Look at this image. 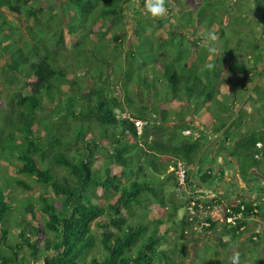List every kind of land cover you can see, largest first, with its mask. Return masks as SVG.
<instances>
[{
  "label": "trees",
  "instance_id": "obj_1",
  "mask_svg": "<svg viewBox=\"0 0 264 264\" xmlns=\"http://www.w3.org/2000/svg\"><path fill=\"white\" fill-rule=\"evenodd\" d=\"M130 1L62 0L42 21L41 0H0L5 72L0 78V264H31L40 258L42 264H229V259L218 258L219 249L228 257L239 253L238 264H264V231H249L252 219L264 220V198L232 200L225 205L224 220L218 221L210 212L223 205L225 195L212 188L224 173L213 177L200 168L213 148L215 155L223 152L234 159L242 173L251 170L264 177V150L256 157V145L264 148V128L238 130L243 108L255 112L259 107L260 97L256 100L252 94L261 89L255 86L235 115L243 100L235 88L242 84L222 80L224 54L205 45L194 57L189 40L173 31L176 22L197 33L209 23L206 33L223 37L221 26L237 18L232 7L250 5L242 15L257 27L262 24L251 50L261 54L264 0H225L223 6H218L223 0H166L163 17L135 20L138 45L123 65L113 57L123 46L119 33L127 23L124 6ZM139 1L144 8L146 0ZM74 20L83 22L79 27ZM89 22L112 25L110 51L93 50L90 44L95 41L85 26ZM63 27L75 39L77 63L68 64L61 50ZM163 27L168 39L154 46L151 36ZM50 30L55 36L47 35ZM101 34L94 33L96 38ZM169 47L174 57L159 59ZM154 60H159L160 69ZM133 61L141 62L138 71L128 68ZM148 62L153 69L149 78ZM76 64V71L86 73L89 88L70 79ZM123 69V77L115 76ZM109 78H123L118 91L125 90L124 100ZM132 80L151 104L129 94ZM125 110L129 114L123 117ZM130 118L142 122L140 130ZM230 121L199 161L192 178L200 185L192 183L189 175L200 150ZM232 136L231 145L224 146ZM149 160L154 165H148ZM179 163L185 169L183 188L176 175ZM35 186V202H13L16 189L30 191ZM49 192L58 206L46 195ZM215 229L216 243L204 242L201 251L191 247L200 240L196 233Z\"/></svg>",
  "mask_w": 264,
  "mask_h": 264
},
{
  "label": "rangeland",
  "instance_id": "obj_2",
  "mask_svg": "<svg viewBox=\"0 0 264 264\" xmlns=\"http://www.w3.org/2000/svg\"><path fill=\"white\" fill-rule=\"evenodd\" d=\"M61 1L62 0H41L40 4L43 7L44 12H41L40 14H38V18L40 19L44 15L41 18V20L43 21L44 17H47V14L49 15L51 13L50 8H54V10L57 11L58 10L57 5L60 4ZM224 3H225V0H223L221 2V4H218V6H223ZM34 5L37 8V5H39V4H34ZM249 6L250 5H247V7L242 6L241 8H238V9L235 6L232 7V11H230V12H232L233 15H236L237 18L236 19L234 17L229 18L230 21L229 22L225 21V24L226 23L227 24L221 26V28L224 29L223 37L219 34L214 35L213 32L206 33L207 30L209 31V29H208L209 23L204 24V25H206L205 31H201V32L199 31L197 33L195 31V29H193V28L183 30L182 28L177 27V22H176L173 31H175V33L181 35L182 37H186L189 40V44L192 47V49L194 50V57L196 56V52L199 51V49L205 45L206 46L210 45V47L214 48V50L216 49L217 52L220 51L224 54V57L226 59L224 61L222 60V63L226 64V65L223 68V71L221 74L222 80H224V81L226 80L228 82V84H233L234 86H236V84H238V85L242 84L241 86H239V87L237 86L235 88V90H238L237 91L238 92V98L239 99L243 98V100L237 106L236 111L238 110V108H240V107L242 108L241 105L244 103V100L246 99L248 94L252 92V90L255 88V86H257L258 89H261V91L258 90L260 93H253L252 94V96L254 95L256 100H258V98L260 97V101H258V102H260L259 107H257L255 109V112H254V110L248 109V107H246V109L243 108L244 111L242 110L240 118L243 121L244 125L247 124V127L250 126V127L255 128L257 125V128H259V127L264 128V52L262 51L261 54H256L255 52L251 51L253 43L255 42V39L259 38L260 34H262V30L260 31V27L262 26V24H261V26L259 25L257 27L256 23L253 19L246 18V15H242V13H244V12L246 13L248 11ZM124 10H125L124 16L127 18V20L125 19V17H124V19L127 21V23H125L123 26H121L122 30L119 33V34H121V37H122V39L120 40V43L123 46H122V49L120 51L116 52V54L113 57L114 59L112 58L114 61H118L119 64L123 63L124 61L126 62L125 58L128 57L127 55L129 54L131 49H133L134 46L138 45L137 41H136L134 29L132 28V25H134L135 20H137L141 17H144V18L147 17L145 15V9L140 6L139 0H131L129 2V4L124 6ZM63 17H66V20H68L67 15H63ZM80 20H81V18H80ZM248 20H251V21L248 22ZM74 21L77 23V25L79 27H80L79 24H81L83 22V21H79V20H74ZM22 22H23V20H22ZM67 23H68V21H67ZM146 24L150 25V24H152V22L147 21ZM85 26L87 29H89L92 32V33H90L89 36L91 38H93V40L95 41V44H96V45L90 44L93 46V50L98 52V53L106 52V50L110 51V42H111V35L110 34H111V32H115L112 25H110L109 23L106 22L102 27L97 22H94V23L89 22ZM67 27L69 28L68 25H67ZM67 27L66 28L63 27L64 28L63 35H64L65 46L61 50L64 51V55L67 58L68 64L77 63V61H76L77 57L75 56V53H74L75 49L73 48V41L75 39L73 37H70ZM166 29H167V27L160 28L151 36L152 40L154 41V46H157V45L161 44L162 41H165L168 39L167 35L165 34ZM40 30L42 31V29H40ZM99 31H101L102 34L100 37L96 38V35H94V33L99 32ZM35 33H36V31H34V35H35ZM60 33H61V31L57 32L56 36L59 35ZM148 33H150V30H148L147 34ZM34 35H32V37H34ZM47 35L55 36L53 31H51V30L47 32ZM210 35L211 36L214 35L215 38L210 39L209 38ZM36 38H37V36H36ZM262 41H264V38ZM262 41H260V43ZM225 42H228L227 43L228 48H229L228 51L225 50V45H224ZM260 47L264 48V43H263V46L261 45ZM257 53H260V52H257ZM249 54H250V56H249ZM173 55H174V51L171 47H169L168 54H164V55L161 54L159 56V59L163 58L164 60H166L165 57H168V60L170 61L171 58L174 57ZM256 55L260 56V60L256 59ZM82 59H84V57ZM147 61H148V59H147ZM3 63H4L3 58L0 56V78H2L5 75V72L1 69V66L3 65ZM139 63L141 65V62L133 61V63H130L131 67H128V68H130V70H133V71L134 70L138 71L140 69ZM150 64L151 63L148 62L146 65L147 69L145 72V76L147 78L151 77V73L153 72V69L150 67ZM152 64H154L156 69H160L159 60H154V62ZM123 65H124V63H123ZM72 67L75 69V71H71L69 73L70 79L71 80L74 79L73 82H77V81L80 82V85L85 84V86L87 88H89L90 85H86V82L89 81L88 77L86 76V73L82 74V72L76 71V70H80L79 66L77 64L73 65ZM126 71H127V69H123L121 71V73H117V71H116L115 76L117 75L118 78H121L124 76ZM259 73L263 74V76H260ZM119 74H121V76ZM118 78H114V79L109 78V80H112V83H113L110 85H112L114 88H118L116 91L120 95L121 99L124 100L125 90H123V93L119 92L121 83L123 82V78L122 79H118ZM251 82H252V84L250 85ZM128 84H129L128 90H130L129 94L133 95L134 100H137L138 97H139V99L141 98L143 100V97H144L146 99V101H148L149 104L152 103V100H150V98L147 99V97H145V95H143L141 88H139L137 85H135L133 80L130 81V83H128ZM78 85H79V83H78ZM156 86L160 90L163 89V87H164L163 84L160 83L159 81L157 82ZM249 86H250V88H249ZM74 89L80 90V87L75 86ZM248 89H249V91H248ZM62 90H63V92H65L67 89H66V87H62ZM221 91L226 92V89L222 88ZM171 106L173 108H175L174 105H171ZM126 113L129 114V111L125 110L122 113V115H128ZM210 150H213V148H211ZM210 150H208V151H210ZM213 152L216 154L215 149L213 150ZM210 153L211 152H209L208 154H210ZM219 155H224V153L221 152V154H219ZM205 159H206V156L203 158V160L200 164V168H202V172L205 171V165L207 164V163L204 164ZM148 165L152 166V165H154V163L151 160H149ZM18 176L20 178L28 181V182L33 180L31 177H27L24 175H18ZM225 189L226 190L228 189V185L225 186ZM262 189H264V187H262ZM38 192H39L38 186L33 187V189L30 191L16 189L14 191V195H13L12 200L15 204H18V202H20L23 199H30V200L35 202L37 200ZM46 195L50 199L53 198L56 206L59 205L58 199H54L56 197L51 192H49V194H46ZM224 208H225L224 205L215 208L213 210V213L211 214V216L216 218L218 221H223L224 220V217H223ZM152 216L153 215L150 214V217H152ZM218 229H215L214 231H211L209 233H205L203 231L196 233V235H194V236L198 237L200 240L196 244L191 245V247H193L195 250L201 251V247L203 246L204 242L210 241L212 244L216 243L215 238H217L219 236V231H217ZM249 231H255V232L264 231V220L261 218L252 219L250 222V225H249ZM218 251H219L218 258L228 261V254L223 252L221 249H219ZM41 254L42 253H39V255H41ZM39 258H40V256H39ZM41 260L42 259L40 258V260H37L36 262H33L31 264H42Z\"/></svg>",
  "mask_w": 264,
  "mask_h": 264
},
{
  "label": "crops",
  "instance_id": "obj_3",
  "mask_svg": "<svg viewBox=\"0 0 264 264\" xmlns=\"http://www.w3.org/2000/svg\"><path fill=\"white\" fill-rule=\"evenodd\" d=\"M247 124H241V127L238 130L246 129ZM234 137L232 136L230 140H227L224 143V146H230L233 142ZM214 150V149H213ZM211 151V158L206 160L205 169L210 171L213 177L216 176L218 172H223V179L216 184V188H212L214 192L224 194L225 199L223 205L226 203L230 204L233 200L236 203L239 200H257L264 198V177L259 178L256 173L253 171L241 172L239 164L235 162L228 154L224 155H215ZM228 185V189H225V186ZM213 195V194H211ZM227 195V196H226ZM221 205V206H223ZM213 213V210L210 212V215Z\"/></svg>",
  "mask_w": 264,
  "mask_h": 264
},
{
  "label": "clouds",
  "instance_id": "obj_4",
  "mask_svg": "<svg viewBox=\"0 0 264 264\" xmlns=\"http://www.w3.org/2000/svg\"><path fill=\"white\" fill-rule=\"evenodd\" d=\"M144 9H145V15L148 18L151 19H157L161 18L166 14V0H146L144 4ZM210 39H214V36H210ZM261 145L262 149H259L256 145V148L259 150L256 157H260L262 154L264 148L261 143H258ZM229 264H238L239 261V253L237 252H232L229 257Z\"/></svg>",
  "mask_w": 264,
  "mask_h": 264
},
{
  "label": "water",
  "instance_id": "obj_5",
  "mask_svg": "<svg viewBox=\"0 0 264 264\" xmlns=\"http://www.w3.org/2000/svg\"><path fill=\"white\" fill-rule=\"evenodd\" d=\"M242 106V105H241ZM241 108V107H240ZM240 108H238V110L236 111V113H235V115L239 112V110H240ZM233 119V118H232ZM232 121V120H231ZM231 121L214 137V138H212L206 145H204V147L200 150V152H199V154H198V156H197V158H196V160H195V163H194V165L192 166V168H191V172H190V175H189V177H190V180H191V182L192 183H195V184H197V185H200V182H199V180L198 179H193L192 177H193V174L195 173V170H196V168H197V166H198V164H199V161H200V159H201V157H202V155H203V153L205 152V150L223 133V131L226 129V128H228V126L230 125V123H231Z\"/></svg>",
  "mask_w": 264,
  "mask_h": 264
},
{
  "label": "built area",
  "instance_id": "obj_6",
  "mask_svg": "<svg viewBox=\"0 0 264 264\" xmlns=\"http://www.w3.org/2000/svg\"><path fill=\"white\" fill-rule=\"evenodd\" d=\"M123 117H126V115H123ZM131 119V118H130ZM132 120V119H131ZM134 125L135 127L140 130L141 126H142V122L137 120V121H134ZM257 147L259 149H262L261 145L260 144H257ZM176 175H177V178H178V184H179V188H183L184 187V181H185V169H184V166L182 164H178L177 166V170H176ZM226 222L228 223H232V218H227L226 219Z\"/></svg>",
  "mask_w": 264,
  "mask_h": 264
}]
</instances>
